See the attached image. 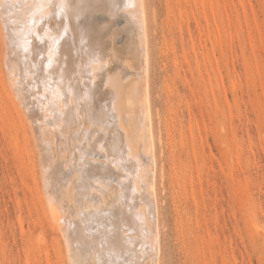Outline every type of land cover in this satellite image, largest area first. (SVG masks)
<instances>
[{
	"label": "rangeland",
	"instance_id": "1",
	"mask_svg": "<svg viewBox=\"0 0 264 264\" xmlns=\"http://www.w3.org/2000/svg\"><path fill=\"white\" fill-rule=\"evenodd\" d=\"M144 2L159 264H264V0ZM0 21V264H69L41 147L5 90L16 86ZM122 25L116 58L133 45Z\"/></svg>",
	"mask_w": 264,
	"mask_h": 264
},
{
	"label": "bare ground",
	"instance_id": "2",
	"mask_svg": "<svg viewBox=\"0 0 264 264\" xmlns=\"http://www.w3.org/2000/svg\"><path fill=\"white\" fill-rule=\"evenodd\" d=\"M0 15L16 86L5 90L41 147L62 255L69 264H159L144 0H0ZM118 24L135 47L122 58L110 40Z\"/></svg>",
	"mask_w": 264,
	"mask_h": 264
},
{
	"label": "snow or ice",
	"instance_id": "3",
	"mask_svg": "<svg viewBox=\"0 0 264 264\" xmlns=\"http://www.w3.org/2000/svg\"><path fill=\"white\" fill-rule=\"evenodd\" d=\"M40 7H41V9H43L44 8V5H40ZM66 7H67V5L62 3L60 5L61 11H63V9L66 8ZM25 51H27V49H25Z\"/></svg>",
	"mask_w": 264,
	"mask_h": 264
}]
</instances>
